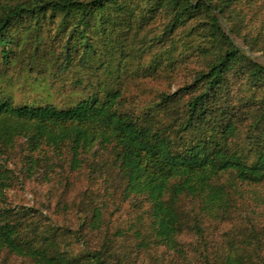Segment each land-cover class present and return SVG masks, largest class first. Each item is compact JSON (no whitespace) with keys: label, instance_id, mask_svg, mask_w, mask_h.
I'll list each match as a JSON object with an SVG mask.
<instances>
[{"label":"trees","instance_id":"1","mask_svg":"<svg viewBox=\"0 0 264 264\" xmlns=\"http://www.w3.org/2000/svg\"><path fill=\"white\" fill-rule=\"evenodd\" d=\"M252 1H0V256L112 264L113 239H89L109 206L129 199L134 220L173 246L185 228L201 236V215L226 212L240 185L264 183V57L233 39L245 37L240 6ZM19 57L20 70L48 58L57 72L75 70L71 88L85 93L65 105L14 103L5 87ZM194 58L175 88L127 93L130 77L171 81ZM82 168L86 187L55 202L75 220L55 223L43 211L50 198L8 200L27 181L68 187Z\"/></svg>","mask_w":264,"mask_h":264},{"label":"rangeland","instance_id":"2","mask_svg":"<svg viewBox=\"0 0 264 264\" xmlns=\"http://www.w3.org/2000/svg\"><path fill=\"white\" fill-rule=\"evenodd\" d=\"M252 3L253 1L240 6L246 19L240 34L245 37L242 39V36L233 35V39L240 47L247 48L249 43L251 56L262 61L264 0H256L253 5ZM21 58H18L14 68L7 74L11 81L5 88L11 92L14 103L46 101L65 105L85 93L82 85L75 89L71 88L75 70L57 72V67L50 62V58L29 61V66L20 70L17 65ZM195 58L198 60L196 56ZM195 58L175 71L172 75V78H175L171 81V78L150 77L143 80L130 77L125 85L127 93L144 94L143 90L151 91L146 88V84L159 88L166 86L175 88L183 80V74L196 65ZM148 59L146 55L144 58L146 63ZM130 62L136 63L135 60ZM85 72L82 77L83 83L88 81ZM84 173L86 168L72 174L68 179L70 181L68 187L59 185L56 190L51 184L53 188L50 193L47 191L50 184L27 181L22 187L16 186L10 189L8 200L10 204L38 207L39 201L50 198L49 210L43 209V211L55 223H66V219L68 221L69 218L75 220L73 214L55 208V202L57 199L69 200L74 195H79L87 184ZM99 184H94V187L100 191L102 188L99 187L103 184L101 182ZM236 189L231 206L226 212L201 215V227L204 230L201 236L197 235L193 228H185L177 236L173 246L156 243L147 223L134 220L136 212L130 208L129 199L121 202V206L116 211L115 207L109 206L105 211L108 222L100 231L89 234V239L91 244L98 245L104 231L107 233L106 236L113 239L112 251L116 258L112 260V264H262L264 262V183L244 184ZM114 191L113 196L118 201L119 191L115 189ZM47 194L49 197H46ZM189 207V202L185 201L184 210H188ZM143 240L148 244H141ZM77 248L79 247L75 246V250ZM0 264L35 263L27 257L3 253L0 256Z\"/></svg>","mask_w":264,"mask_h":264}]
</instances>
